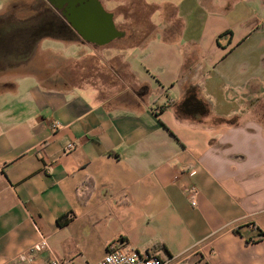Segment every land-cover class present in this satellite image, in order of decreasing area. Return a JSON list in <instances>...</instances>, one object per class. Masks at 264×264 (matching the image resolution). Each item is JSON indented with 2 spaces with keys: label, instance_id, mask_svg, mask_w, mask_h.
Instances as JSON below:
<instances>
[{
  "label": "crops",
  "instance_id": "1",
  "mask_svg": "<svg viewBox=\"0 0 264 264\" xmlns=\"http://www.w3.org/2000/svg\"><path fill=\"white\" fill-rule=\"evenodd\" d=\"M108 1L127 19L132 0ZM137 3L154 30L120 48L121 85H99L110 47L78 43L83 63L0 72V264H90L120 239L165 264H264V0Z\"/></svg>",
  "mask_w": 264,
  "mask_h": 264
},
{
  "label": "flooded vegetation",
  "instance_id": "2",
  "mask_svg": "<svg viewBox=\"0 0 264 264\" xmlns=\"http://www.w3.org/2000/svg\"><path fill=\"white\" fill-rule=\"evenodd\" d=\"M99 5L95 0H47L35 3L33 14L23 19L15 13L0 18V72L29 63L48 39L100 48L127 43L132 31L116 23V11Z\"/></svg>",
  "mask_w": 264,
  "mask_h": 264
},
{
  "label": "rangeland",
  "instance_id": "3",
  "mask_svg": "<svg viewBox=\"0 0 264 264\" xmlns=\"http://www.w3.org/2000/svg\"><path fill=\"white\" fill-rule=\"evenodd\" d=\"M137 1H139V0H132L131 3H128V4H126V6L121 8V9H123V13H124V15L126 16L127 19H123V18L117 17L115 19V21H116V23L118 25H120L122 27H127L129 29L128 33H131L130 31H133L134 28H136L138 30L142 28L144 31L148 32V34L149 33L151 34L153 32L154 28H153V23L151 22V18H150L151 15H149L150 12H148V11L137 12V10H136V6H138ZM148 1L149 2H153L155 0H148ZM105 2H106V5L109 8L113 7V9H115L114 8L115 5L118 6L117 9H116V12H117V14H120L119 5L121 4V2H118V1L110 2L108 0L105 1ZM20 9H21V7H20ZM20 9L16 10L17 17H19V19H23V18L27 17L29 14H33L29 10H23V9L20 10ZM153 16L154 15H152V17ZM156 16H157V14L153 17V21L154 20L157 21V19H154ZM158 22L159 21H157V23ZM139 41H141V39L139 40V38L136 36V34H134V35L132 34V36L130 34V35H128V42L127 43L113 44V45L109 46L110 48L108 47L111 50H102L101 51V53H102L101 56L105 60V63L107 62V64L105 66V69H104V66H103L102 69H100L101 71L105 70L102 73L100 72V77L102 76V74L104 75V77L106 78V84L107 83L114 84L115 82H117L118 85L122 84L124 79L123 78L120 79V78H118V76L120 74L125 73V71H124V69H122V67H120L118 65L120 59L122 58V53H123V51H121L120 48H123L126 45L129 46V48H130V47L134 46L135 44H137ZM42 47L44 49L51 48L54 51H60L61 52L60 53L61 54L60 57L64 61L62 63H60V59L58 60L59 56L57 58H55L54 55H50V54H48V56L47 55H43L41 50H38L36 52V55L33 56L35 59H37V61H39L40 60L39 56L42 55L41 56V60L39 62H41V63L43 62V64H46V62H48V64L52 65L51 68L53 70L56 69L54 61H57L59 63V65H61V64L64 65L65 64L66 66L67 65H74L71 59L75 60V63H77V64L83 63V62H81L82 60H80L81 57H82L81 55H79L80 48H78L75 45V43L60 42V41H54V40H49L48 39V40H44L43 41ZM116 48H118V49H116ZM87 52H90V51L87 50ZM38 58H39V60H38ZM51 68H50V70H51ZM83 68L84 69H82V68L81 69L83 71H85V73H93L92 75H93V79H94V75L96 74V72L94 73V70H95L94 68L95 67L92 64V60L87 62V65H83ZM70 69H71V66H69V68H67V69L65 68V70H70ZM97 72H99V71H97ZM65 73H67V72H65ZM98 74H96V77L98 76ZM110 75H113V76L110 77ZM99 80H100L99 81V85H100V84L103 83V80H104L103 76ZM101 88L107 89L108 87L106 85H101ZM97 254H99V251L95 252V256H97ZM92 257H93V255L90 256V258H89L90 261L89 262H93L92 261Z\"/></svg>",
  "mask_w": 264,
  "mask_h": 264
},
{
  "label": "built area",
  "instance_id": "4",
  "mask_svg": "<svg viewBox=\"0 0 264 264\" xmlns=\"http://www.w3.org/2000/svg\"><path fill=\"white\" fill-rule=\"evenodd\" d=\"M57 125L54 126L56 128ZM75 149V145L71 144L68 147V151L71 152ZM194 198L191 201V205L195 207L197 205L195 196L198 191L195 187L190 189ZM46 246V242L42 243ZM39 249V247H36ZM50 264H67L61 260L55 258ZM89 264V263H88ZM90 264H165L157 254L141 255L137 249H135L129 242L124 240H116L108 244L105 256L97 262Z\"/></svg>",
  "mask_w": 264,
  "mask_h": 264
},
{
  "label": "trees",
  "instance_id": "5",
  "mask_svg": "<svg viewBox=\"0 0 264 264\" xmlns=\"http://www.w3.org/2000/svg\"><path fill=\"white\" fill-rule=\"evenodd\" d=\"M91 193H92V190H91L90 192H88V194H87V198L90 197ZM83 202H85V201H83ZM59 224H60V225H65L66 222L59 221ZM121 240H123V239H121Z\"/></svg>",
  "mask_w": 264,
  "mask_h": 264
},
{
  "label": "water",
  "instance_id": "6",
  "mask_svg": "<svg viewBox=\"0 0 264 264\" xmlns=\"http://www.w3.org/2000/svg\"><path fill=\"white\" fill-rule=\"evenodd\" d=\"M99 7H100V8H99L100 10H103V11H104V9H103V7H102L101 5H99Z\"/></svg>",
  "mask_w": 264,
  "mask_h": 264
}]
</instances>
